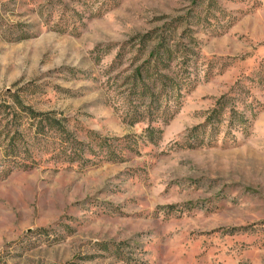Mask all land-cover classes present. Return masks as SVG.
<instances>
[{
	"label": "rangeland",
	"instance_id": "obj_1",
	"mask_svg": "<svg viewBox=\"0 0 264 264\" xmlns=\"http://www.w3.org/2000/svg\"><path fill=\"white\" fill-rule=\"evenodd\" d=\"M15 96L84 152L2 137L0 264H264V0H0Z\"/></svg>",
	"mask_w": 264,
	"mask_h": 264
},
{
	"label": "trees",
	"instance_id": "obj_2",
	"mask_svg": "<svg viewBox=\"0 0 264 264\" xmlns=\"http://www.w3.org/2000/svg\"><path fill=\"white\" fill-rule=\"evenodd\" d=\"M165 57L170 56V52L168 49L163 50V54ZM158 63H164V59L159 57L157 60ZM146 76V80L150 79L152 80L153 77L157 80H163V77L160 76L158 73L155 75L150 74V70H143ZM143 73H136L134 77L133 82V96H136L144 102L146 98H151V108L154 109L153 105L159 104V98L156 97L155 94L151 91L150 87L146 82H144V78L141 79V76ZM164 82H162L163 84ZM166 85V84H165ZM14 104L16 105V108L19 110H11L9 107H4L1 109H4L6 112V116L11 117V123L9 121V118H0V141L2 140V137L4 136V140L8 141L6 144L7 147V154H5L4 158H2L3 161L12 160L15 159H25L26 161H32L31 152L28 150V144L25 141L26 137H30L32 140H36L38 143V146H46L49 141V135L53 132L57 133L61 138L65 141V143L68 144L70 152L74 155L79 156L84 152L83 146L84 144L82 142H78L74 138H62V135H68L64 129V126L61 125L60 121L50 118L48 114H38L31 109L25 108L22 101L18 96L13 97ZM156 109V108H155ZM143 116V115H141ZM36 122V123H34ZM36 124V125H35ZM35 125V126H34ZM35 131V134L33 133ZM155 130H150V134L152 135ZM94 135V134H91ZM96 139V138H95ZM98 146L108 147L106 140L103 139H97ZM67 150V149H66ZM1 157V153H0ZM0 159V163L2 161Z\"/></svg>",
	"mask_w": 264,
	"mask_h": 264
}]
</instances>
